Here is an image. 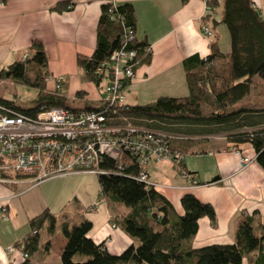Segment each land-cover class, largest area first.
Listing matches in <instances>:
<instances>
[{
  "label": "trees",
  "instance_id": "obj_1",
  "mask_svg": "<svg viewBox=\"0 0 264 264\" xmlns=\"http://www.w3.org/2000/svg\"><path fill=\"white\" fill-rule=\"evenodd\" d=\"M107 1L101 6L93 53L88 57L76 56L80 81L97 86L103 76L96 74V67L124 45L123 25L135 31L136 24L132 4L124 2L112 8ZM212 3L215 2L209 0L208 4ZM222 22L229 32L230 51L222 53L213 42L207 56L194 54L183 60L187 96H162L145 104H124L118 107L119 113L136 125L169 134L167 144L172 154L206 153L209 149L192 148L213 136H224L226 143L232 145L249 144L255 161L264 171V103L244 102L251 94L254 78L264 80V19L253 0H223ZM127 47L136 51L137 65L150 61V50L144 40L135 36ZM47 65L43 45L33 43L26 59L0 69V80L9 79L37 90L28 108L0 96L3 114L21 112L35 116L52 107L75 110L64 92L45 91ZM103 104L100 100L99 106ZM177 163L180 167L182 160ZM101 168L105 172L97 174L99 195L110 204L128 208L127 214L114 224L135 243L113 254L104 242H95L88 235L92 228L88 219L72 225L62 222L60 230L65 244L58 264H264V224L256 218V211L242 213L234 243L194 248L191 241L198 231L199 220L208 217L215 223L216 214L210 203L184 193L179 214L154 186L137 179L140 167L136 164L121 165L104 156ZM56 223L57 215L48 209L31 218L30 231L13 244L26 256L11 264H34L31 257L39 251L41 232L47 235L43 243V250L47 251Z\"/></svg>",
  "mask_w": 264,
  "mask_h": 264
},
{
  "label": "crops",
  "instance_id": "obj_2",
  "mask_svg": "<svg viewBox=\"0 0 264 264\" xmlns=\"http://www.w3.org/2000/svg\"><path fill=\"white\" fill-rule=\"evenodd\" d=\"M114 1L116 4H132L136 17L135 36L146 42L151 54L148 63L137 65L133 79L126 84L124 94L127 105L149 103L162 96H187L183 60L194 54L207 56L213 42H216L222 53L230 51L229 32L222 22L223 0H213L215 3L210 5L204 0ZM104 2L105 0H5V4L0 5V67L18 60L20 54L29 51L33 43H41L48 58L49 77L65 76L69 97L81 99L84 107L100 108L103 83L99 87L93 82L80 81L76 56L88 57L93 53L96 26ZM253 2L264 19V0ZM203 26L212 29V37L202 33ZM76 92L83 94L77 97ZM248 101L264 103V80L254 78L251 94L244 100ZM234 150L254 157L249 144L225 143L206 153H186L180 169L186 174H192L197 185L183 177L171 161L164 160L148 166V174L154 187L171 202L177 213H182L180 199L188 192L213 206L215 223L212 224L208 217L199 220L198 231L191 241L194 248L208 244L234 243L243 212L251 214L256 211V218L264 224V171L255 158L250 164L242 166ZM84 174L59 176L35 186L0 184V215L1 208L4 207L8 218L4 221L6 223L0 222V244L7 247L23 239L30 231V219L46 209L57 215V222L60 216L61 223L72 221L70 216L76 219L81 217L78 212L85 201L92 204L88 205L90 209L94 206L93 210H97L89 217L92 228L88 235L93 240L104 242L108 251L113 254L120 253L131 243L134 244L135 241L118 225L111 227L127 214L128 208L121 204H110L106 199H101L97 206L94 193L81 196L82 192L77 190L71 180ZM73 196L76 198L74 203ZM60 226L61 224L57 228L56 223L47 251L43 250L47 235L44 231L41 232L39 251L31 257L34 264L60 262L61 250L65 244ZM20 261L19 255L15 253L8 262L0 256V264Z\"/></svg>",
  "mask_w": 264,
  "mask_h": 264
},
{
  "label": "built area",
  "instance_id": "obj_3",
  "mask_svg": "<svg viewBox=\"0 0 264 264\" xmlns=\"http://www.w3.org/2000/svg\"><path fill=\"white\" fill-rule=\"evenodd\" d=\"M107 2L116 7L114 0ZM123 31L124 45L113 50L95 69L96 74L103 76L101 108L52 107L27 116L21 112L3 114L5 109L0 107V184L34 183L44 177L76 172L104 173L101 161L107 156L121 165L136 164L140 167L137 179L148 186H154L148 165L164 160L171 161L183 177L197 185L177 163L183 155L171 153L167 144L169 134L136 125L119 113L118 107L125 104L126 84L133 79L137 67L136 51L126 48L135 38V31L124 25ZM202 33L213 36L208 26L202 27ZM54 82L56 91H62L65 78L55 76ZM234 154L242 166L255 158L240 150H234ZM5 210H1L3 218L7 217ZM14 253L20 260L26 256L14 245L0 244V256L7 262Z\"/></svg>",
  "mask_w": 264,
  "mask_h": 264
},
{
  "label": "rangeland",
  "instance_id": "obj_4",
  "mask_svg": "<svg viewBox=\"0 0 264 264\" xmlns=\"http://www.w3.org/2000/svg\"><path fill=\"white\" fill-rule=\"evenodd\" d=\"M3 4H5V3H0V5H3ZM28 55H29V51L23 52L22 54H20L19 59H26L28 57ZM4 67L5 66H1L0 69L4 68ZM61 76H63V75H61ZM63 77L65 78V76H63ZM54 79H55V76L50 78L49 75H47V79L45 80V91L57 92ZM67 83H68L67 79L65 78L64 85L66 84V86H65V88H63L64 90L62 89V92H64L65 95L67 96L69 104L75 109L83 108L84 103L81 99H75V98L68 96V94H67V87H68L67 85L68 84ZM64 85H63V87H64ZM99 87H100V85H99ZM82 94H83L82 92H76L77 97L82 96ZM36 95H37V90L34 88H30V87H26L23 85L16 84L9 79L0 80V96L4 99L13 101L18 106L28 108L31 104V101L36 97ZM196 138L197 137H194L193 139H196ZM206 141H207L206 143H203L201 145H197L196 147H193L192 149H197L199 147H204L206 149H215L217 147L223 146L226 143L224 136L207 137ZM76 173H79V174L85 173V174L80 175V176L72 179L71 180L72 184H74V186L77 187V190L80 189L79 191L82 192V194H80V195L83 197L84 196H90V195H92V193H94L95 197H96L95 201L98 202L97 206H99V204H100L99 202L102 201L101 199H105V198L100 197V195H99L97 174L90 173V172H76ZM71 174H75V173H71ZM71 174H68V175H71ZM179 174H180V172H179ZM68 175L66 174L64 176H68ZM59 176L60 175H53V176L44 177L40 181L34 182V183H30L29 181H26V182L23 181L19 184L13 185V186L19 187V185H21V184H28L29 186H35L44 180H48V179L59 177ZM16 191H17V189L14 190V192H16ZM72 199H73V203H74L76 198H74V196H73ZM83 204L84 205H83L82 209L79 210V212H78L81 215V217H78L76 219L74 216L73 217L70 216L69 219L72 221L68 222L69 225L74 224L76 221L79 222L82 219H88L89 220L90 219L89 217H92V214L94 212H97V210H93L94 206L91 207L92 210L89 208L88 205L91 206L92 204H87L86 201L83 202ZM122 206H124V205H122ZM68 207L70 208V206H68ZM124 208H127V207L124 206ZM1 210H2V208H1ZM4 215L6 216V210H5ZM98 216H100V215L98 214ZM6 218L7 217L3 218V216L0 215V222L6 223V222H4V221L8 220V218L7 219ZM64 221H67V220L65 219ZM89 221H91V220H89ZM99 221H97V222H99ZM60 224H61V217L58 216L57 228H59ZM112 226L113 225H111V227ZM114 226L117 227L116 225H114ZM112 228H114V227H112ZM41 235H42V233H41ZM95 242H97V241H95ZM9 245H13V244H9ZM3 247H6V245H4ZM51 257H53V256H51Z\"/></svg>",
  "mask_w": 264,
  "mask_h": 264
}]
</instances>
